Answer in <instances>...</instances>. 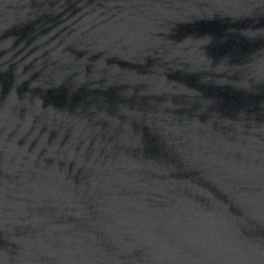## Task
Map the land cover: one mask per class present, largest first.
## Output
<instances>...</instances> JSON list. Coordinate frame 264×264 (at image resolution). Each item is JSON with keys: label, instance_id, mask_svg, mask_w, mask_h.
<instances>
[{"label": "water", "instance_id": "95a60500", "mask_svg": "<svg viewBox=\"0 0 264 264\" xmlns=\"http://www.w3.org/2000/svg\"><path fill=\"white\" fill-rule=\"evenodd\" d=\"M0 264H264V0H0Z\"/></svg>", "mask_w": 264, "mask_h": 264}]
</instances>
